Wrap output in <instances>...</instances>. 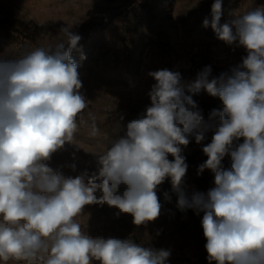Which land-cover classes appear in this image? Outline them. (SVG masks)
Instances as JSON below:
<instances>
[{
	"label": "clouds",
	"instance_id": "1",
	"mask_svg": "<svg viewBox=\"0 0 264 264\" xmlns=\"http://www.w3.org/2000/svg\"><path fill=\"white\" fill-rule=\"evenodd\" d=\"M221 16L222 0H214L211 21L203 25L210 23L226 44L243 47L242 63L218 77L206 66L188 87L191 94L180 86L179 72H150L156 81L150 106L97 153L95 172L75 177L50 161L66 143L75 144L82 125L100 134L93 113L84 119L89 101L71 56L81 36L66 26L54 44L13 58L0 53V262L167 264L169 250L93 237L78 218L87 205L107 204L130 214L136 226L155 221L162 209L158 187L170 179L176 207L203 213L209 264H264V6L231 24L221 25ZM201 89L221 102L207 121L193 99ZM208 131L213 135L202 147L207 159L197 175L209 170L214 187L189 196L182 146L189 137L200 144Z\"/></svg>",
	"mask_w": 264,
	"mask_h": 264
},
{
	"label": "rangeland",
	"instance_id": "2",
	"mask_svg": "<svg viewBox=\"0 0 264 264\" xmlns=\"http://www.w3.org/2000/svg\"><path fill=\"white\" fill-rule=\"evenodd\" d=\"M214 0H0V53L9 58L20 56L40 46L54 44L62 38L60 29L69 26L81 36L72 59L79 65L82 82L80 92L89 101L84 111L96 117L99 135H90L82 125L75 144L66 143L53 154L50 166L61 167L65 175L95 172L98 154L110 142L124 135L128 122L136 119L150 106L149 92L156 81L149 75L158 70L181 74L180 86L188 92L197 74L206 66L212 77L229 72L242 63L247 55L243 47L228 45L217 38L210 23ZM264 6V0H222L220 24L231 21L244 12ZM85 59H81V56ZM225 56L226 60L221 61ZM205 121L213 109L221 107L218 98L204 89L193 95ZM123 117V120H121ZM91 121H88L90 124ZM119 126V127H118ZM212 131L197 144L194 137L182 146L188 165L183 188L193 192H207L214 187V176L209 170L197 175L198 166L207 157L202 147L211 142ZM239 142H243L242 139ZM169 159H173L169 156ZM225 168L230 159L225 157ZM75 164V171L70 165ZM124 190L123 186L120 191ZM171 199L166 200L164 193ZM162 205L161 215L145 225L133 224L130 214H118V209L107 204L87 205L78 218L82 228L91 236L131 238L145 247L170 251L167 264H209L207 258L197 257L199 233L203 213L192 210L181 212L176 207L177 197L172 192L170 179L158 187ZM129 233L122 234V227ZM4 264V262H0ZM7 264H17L9 261ZM23 264V262H19ZM98 264V262H94ZM212 264H215L213 261Z\"/></svg>",
	"mask_w": 264,
	"mask_h": 264
},
{
	"label": "crops",
	"instance_id": "3",
	"mask_svg": "<svg viewBox=\"0 0 264 264\" xmlns=\"http://www.w3.org/2000/svg\"><path fill=\"white\" fill-rule=\"evenodd\" d=\"M199 226L201 227V229L196 236L197 241H198V245H199V252L197 254V257L202 259L201 257L207 258L208 254H207L206 249H205L206 239H205L204 234H203V229H202L201 224H199ZM129 231H130L129 226L124 225L122 227V232H123L122 234L129 233ZM119 237H121V236H118V238Z\"/></svg>",
	"mask_w": 264,
	"mask_h": 264
},
{
	"label": "built area",
	"instance_id": "4",
	"mask_svg": "<svg viewBox=\"0 0 264 264\" xmlns=\"http://www.w3.org/2000/svg\"><path fill=\"white\" fill-rule=\"evenodd\" d=\"M220 60L221 61H225L226 60V57L225 56H222Z\"/></svg>",
	"mask_w": 264,
	"mask_h": 264
}]
</instances>
